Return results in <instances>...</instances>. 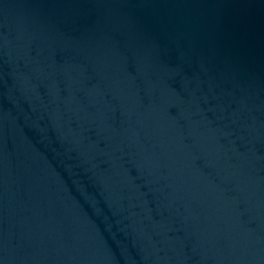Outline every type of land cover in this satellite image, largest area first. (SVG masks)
<instances>
[{
  "label": "water",
  "instance_id": "obj_1",
  "mask_svg": "<svg viewBox=\"0 0 264 264\" xmlns=\"http://www.w3.org/2000/svg\"><path fill=\"white\" fill-rule=\"evenodd\" d=\"M0 264H264V0H0Z\"/></svg>",
  "mask_w": 264,
  "mask_h": 264
}]
</instances>
